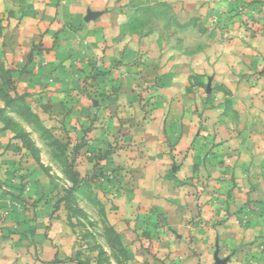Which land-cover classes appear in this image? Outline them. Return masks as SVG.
<instances>
[{
	"label": "crops",
	"instance_id": "1",
	"mask_svg": "<svg viewBox=\"0 0 264 264\" xmlns=\"http://www.w3.org/2000/svg\"><path fill=\"white\" fill-rule=\"evenodd\" d=\"M164 1L169 6L183 7L190 0ZM201 1L192 5H212L217 9L213 14L215 22L219 19L215 16L218 10L227 6L226 0ZM229 1L230 5L236 4L235 0ZM125 3V0H6L5 15L21 18L20 46L14 51L17 59L12 62V67L24 69L21 79L16 80L19 92L28 95L27 104L37 107V114L53 132L87 136L82 141L84 149H88L85 164L126 167L132 163L156 168L148 180L154 184L165 182L170 168L182 166L176 173L184 176L189 167H210L212 177L227 184L222 187L224 194L221 192L220 200L202 207L203 221L197 225L188 224L189 212L185 209L180 212V222H174L171 209L165 212L167 222L160 228L154 226L159 233L156 236H161L159 240L136 239L129 243L138 249V259L155 264H264V222L242 221L244 214L247 217L253 214V205L264 210V181L259 176L255 179L248 169L253 160V144L238 141L239 146L233 135L229 143L218 144L214 155L195 146L191 156L186 157L188 149L203 134L196 121L204 118L188 109L186 88L192 73L188 72V65L179 64L187 62L190 55L179 48L174 51V59L150 53L153 34L140 37L124 31L129 19ZM249 24L243 39L250 43L244 44L245 50L253 54L254 45L264 42V11L259 26ZM224 36V31H220L219 41L213 45L215 52L227 49L232 54L235 48L238 50L240 32L230 33L228 40ZM223 40L227 42L225 45ZM205 54L203 46L196 51L198 56ZM217 58L216 55L215 72L224 66ZM229 63L230 71L231 65L237 69L236 61ZM200 64L203 62L198 60L197 65ZM205 64L198 74L205 75V70H211V64H206L207 67ZM97 72L103 74L86 79L87 83L83 79ZM242 80L241 83H247L246 78ZM221 83L218 77L214 87ZM32 92L36 93L33 95L36 100L29 97ZM116 138L117 149L111 148L115 153L100 161L93 159L96 152L110 148ZM8 168L0 157V264H74L80 243L64 209L42 207L40 203L35 208L22 207L16 200L21 182L15 174L8 177ZM206 172L207 169L204 172L207 176ZM25 191L23 185L20 197L29 202ZM135 193H147L144 196L157 200L155 189ZM130 196L136 198L134 193ZM123 226L115 231L120 233ZM121 241L127 245L124 236ZM144 249L151 255L144 253Z\"/></svg>",
	"mask_w": 264,
	"mask_h": 264
},
{
	"label": "rangeland",
	"instance_id": "2",
	"mask_svg": "<svg viewBox=\"0 0 264 264\" xmlns=\"http://www.w3.org/2000/svg\"><path fill=\"white\" fill-rule=\"evenodd\" d=\"M3 1L0 0V157L9 166L8 177L15 174L23 183L29 196V208L40 203L42 207L64 209L80 243L74 264H94L96 261L99 264H155L138 259V249L129 243L136 239L159 240L161 236H156L159 233L154 231V226L160 228L167 222L164 215L170 212L169 209L174 222L181 221L180 212L185 209L189 212L188 224L201 223L202 207L220 200L224 194L222 187L227 184L219 177H212L210 167H189L184 176L176 173L183 169L182 166L170 168L165 182L154 184L148 180L156 168L132 163L126 167H106L97 162L85 164L88 149H84L86 145L82 141L87 136L53 132L37 114V107L27 104L28 95L19 92L16 80L21 79L24 69L12 67V62L17 59L13 53L20 46L21 18L5 15L8 9H4L6 0ZM198 1L202 2L190 0L189 5L180 7L169 6L164 0H125L129 19L124 31L140 37L153 34L150 53L154 56L165 54L168 59H174V51L178 48L190 55L187 62L179 64L188 65V72L192 73L186 88L188 109L197 111L204 118L196 121L203 134L199 135L196 145L188 149L186 157L191 156L190 151L195 146L214 155L218 144L229 143L234 135L236 142L253 144L254 162L252 160L248 169L255 179L259 176L264 181V42L254 45V53L250 54L244 45L250 43L243 39L250 22L256 27L260 25L264 0H235L233 5L226 0L227 6L221 7L215 15L219 17L216 22L213 14L217 9L212 5H192ZM182 18L185 21L182 22ZM220 31H224L226 40L230 33L240 32L238 50L235 48L232 54H228L227 49L215 52L213 45L218 43ZM202 46L206 54L196 55ZM216 55L219 57L216 60L224 65L223 70L217 72L213 68ZM198 60L211 64V70L207 69L210 73L207 70L205 75L197 73L203 65H197ZM230 61H236L237 69L231 65L229 70ZM102 74L97 72L83 79L87 83L86 79L92 80ZM218 77L222 83L215 88ZM238 78H246L247 83H241L243 80L238 81ZM28 94L36 100L35 92ZM219 128L224 130L219 131ZM111 148L117 149V138L106 151L96 152L93 159L100 161L115 153ZM206 169L207 176L204 175ZM149 189L157 192L156 202L144 196L147 193H135ZM131 193L136 195L135 199ZM164 201L170 203L169 206ZM252 213L248 217L244 214L242 221L264 222V210L260 206L253 205ZM118 226H123V232L115 231ZM139 231L143 232L140 234ZM123 236L126 246L121 241ZM147 250L144 249V253H148Z\"/></svg>",
	"mask_w": 264,
	"mask_h": 264
},
{
	"label": "trees",
	"instance_id": "3",
	"mask_svg": "<svg viewBox=\"0 0 264 264\" xmlns=\"http://www.w3.org/2000/svg\"><path fill=\"white\" fill-rule=\"evenodd\" d=\"M17 191H18L19 194L17 195V197H16L17 199L16 200H18V202L21 204L22 207H25L26 205H28L29 202L26 201L25 198L20 197L21 192H23V185L21 183H20Z\"/></svg>",
	"mask_w": 264,
	"mask_h": 264
}]
</instances>
